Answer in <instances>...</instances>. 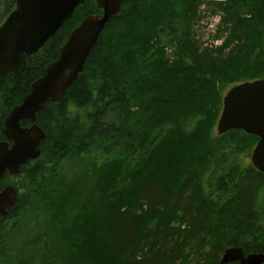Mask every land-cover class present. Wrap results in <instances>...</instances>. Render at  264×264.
<instances>
[{
  "label": "trees",
  "instance_id": "16d2710c",
  "mask_svg": "<svg viewBox=\"0 0 264 264\" xmlns=\"http://www.w3.org/2000/svg\"><path fill=\"white\" fill-rule=\"evenodd\" d=\"M203 2L123 0L109 18L62 98L37 113L40 155L0 179L17 194L0 215V264H219L226 247L264 253V174L247 157L257 137L232 129L225 143L210 117L218 80L264 78V0L211 3L208 43ZM14 4L0 0V23ZM95 13L85 0L22 72L0 75V140L9 109ZM72 153L92 168L55 178ZM35 200L28 240L9 244L14 219Z\"/></svg>",
  "mask_w": 264,
  "mask_h": 264
},
{
  "label": "water",
  "instance_id": "95a60500",
  "mask_svg": "<svg viewBox=\"0 0 264 264\" xmlns=\"http://www.w3.org/2000/svg\"><path fill=\"white\" fill-rule=\"evenodd\" d=\"M85 0H15L13 9L0 23V75L10 78L23 71L28 56L37 52L52 37L74 10ZM100 13L84 16L68 33L58 56L32 81L29 91L13 105L2 121L0 140V179L15 175L20 166L40 155L45 138L37 124V113L48 101H58L84 66L107 21L121 10L123 0H94ZM22 122H27L23 125ZM238 129L257 137L251 153L252 166L264 174V78L230 86L222 98L216 122L217 134ZM11 185L0 188V215L16 201ZM263 264V252L244 254L240 247H226L220 264Z\"/></svg>",
  "mask_w": 264,
  "mask_h": 264
},
{
  "label": "rangeland",
  "instance_id": "374dc122",
  "mask_svg": "<svg viewBox=\"0 0 264 264\" xmlns=\"http://www.w3.org/2000/svg\"><path fill=\"white\" fill-rule=\"evenodd\" d=\"M217 0H204V2L202 3L203 7L201 6V11L205 10L203 15V18H201V20H203V29H205L206 34L204 35L205 41H207V43L209 42L210 39V35H208L207 32H213L212 30L214 29V25H215V21L216 18H211L210 20H208V17L211 15L209 13V9H207V7H211V3L215 2ZM220 1V0H218ZM203 8V9H202ZM208 20V21H206ZM214 43H216L214 41ZM259 66V68L261 69L260 71H262L264 69V64H259V62H257ZM252 70H258V68H252V69H248L241 71V76L237 77V78H248L249 74L251 73ZM259 71V70H258ZM234 75V74H232ZM231 75H227L226 79H231L233 77L230 78ZM235 77V76H234ZM243 81V80H242ZM240 81H236V79L234 81H229L227 84L222 85L219 84V80L216 82L215 86V96H216V101H215V105H213V109L210 112V117L213 118V123H212V136H216L218 135L220 137V139L225 140V143H234L233 138H229L227 136H220V134H217L216 132V122L217 119L219 117L221 108H222V98L223 95L225 93V91L228 89V87L238 83ZM214 95V94H213ZM252 150V149H251ZM250 152L248 153L247 157L249 159L250 157ZM92 168L91 165V160L90 158H88L87 156H84L83 154H74L72 153L71 155H69L67 158L63 159V162L60 163V166L58 168V173H56L55 178L60 179V175L63 177H67L68 175H70L72 172L75 171H87L90 170ZM52 179V178H51ZM52 194H54V190L52 191ZM264 200V193L260 196L258 202H257V206L262 205ZM256 203V201H255ZM39 205H41V203L37 202L36 200L32 202L31 206L24 209L19 216H17L16 219H14V222L11 225V230H10V238H9V244L11 243L13 237L15 235L18 236V241L15 242V246H17L18 244L20 245V241L27 238L26 237V233L27 231L30 229L31 225L34 224L36 222V216L39 215ZM14 252V249L11 247V249L9 250V255H12V253Z\"/></svg>",
  "mask_w": 264,
  "mask_h": 264
},
{
  "label": "bare ground",
  "instance_id": "6f19581e",
  "mask_svg": "<svg viewBox=\"0 0 264 264\" xmlns=\"http://www.w3.org/2000/svg\"><path fill=\"white\" fill-rule=\"evenodd\" d=\"M221 254H220V258H219V264H220ZM226 264H235V263L234 262H229V263H226Z\"/></svg>",
  "mask_w": 264,
  "mask_h": 264
}]
</instances>
